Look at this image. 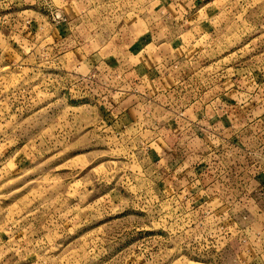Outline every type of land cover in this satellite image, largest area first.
I'll use <instances>...</instances> for the list:
<instances>
[{
	"label": "rangeland",
	"instance_id": "374dc122",
	"mask_svg": "<svg viewBox=\"0 0 264 264\" xmlns=\"http://www.w3.org/2000/svg\"><path fill=\"white\" fill-rule=\"evenodd\" d=\"M0 264H264V0H0Z\"/></svg>",
	"mask_w": 264,
	"mask_h": 264
},
{
	"label": "crops",
	"instance_id": "0c3cea01",
	"mask_svg": "<svg viewBox=\"0 0 264 264\" xmlns=\"http://www.w3.org/2000/svg\"><path fill=\"white\" fill-rule=\"evenodd\" d=\"M170 33V36H168L167 37V43L165 42V43H160L159 44V46H157V48L159 49L157 52H156V54H154V56H153V60H159L158 58H161L160 56H161V54L162 55H165V54H167V56H169V55H171V54H174V60H175V62H176V65L178 66V63H177V61H176V58L178 57V56H176L177 54H181V51H182V49H180V47H178V45H177V43H178V41L176 42V40H177V38L175 37L176 36V34L175 33H171V32H169ZM139 38H137V41L138 42H140V40H138ZM146 45H148V44H146ZM145 45V46H146ZM146 47H148V46H146ZM171 51H170V50ZM168 51V52H167ZM183 51H185L186 52V50H183ZM139 53H140V51H138ZM184 53V52H183ZM166 56V55H165ZM164 58V57H163ZM157 62L155 61L153 64H148V63H145V62H143V63H139L138 65L136 64V65H131V66H128V68H130V69H128V71L129 72H135V71H138L137 73H138V75L137 76H139L138 77V81H137V84L135 83V85H138L139 87H141V88H143L144 86H145V82H146V80H150L151 81V79H148V78H150L151 77V73L153 72H159L158 70H159V68H157L159 65H162L161 67H163V68H165L166 67V64L167 63H157ZM182 64V63H181ZM181 64H180V66H181ZM168 65V64H167ZM179 66V67H180ZM170 67H172V68H170ZM157 68V69H156ZM181 68V67H180ZM127 70V69H126ZM160 70H162V69H160ZM169 71L171 72V71H176V66H174V65H169ZM148 74H149V76L150 77H148ZM174 76H176V73H174ZM174 76H172V77H174ZM153 80V79H152ZM129 85H130V83H129ZM139 97H140V99H144L145 97H144V95H142L141 93L138 95ZM130 97V96H129ZM138 100H139V98H138ZM140 103H142L141 102V100H140ZM144 103V102H143ZM207 108V106L205 105V107H204V111H206L205 109ZM202 109H203V106H202ZM197 111V110H196ZM203 110L200 112V113H203L204 112ZM141 117V116H140Z\"/></svg>",
	"mask_w": 264,
	"mask_h": 264
}]
</instances>
